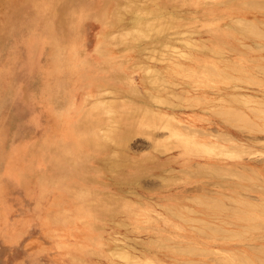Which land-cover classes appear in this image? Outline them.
Masks as SVG:
<instances>
[{
    "label": "rangeland",
    "instance_id": "374dc122",
    "mask_svg": "<svg viewBox=\"0 0 264 264\" xmlns=\"http://www.w3.org/2000/svg\"><path fill=\"white\" fill-rule=\"evenodd\" d=\"M104 1L84 0L81 4L87 6V9L77 10L76 6L59 2V0H0V22L4 18L7 20V36L15 32L13 34L14 40L10 42H13L17 47L16 51L19 52L21 46L26 42L27 35H33V33L43 35L50 46L51 56L47 58L45 63V79L47 78L49 82L47 87L44 84L43 88L47 90L48 84L51 82V89L49 88L51 93L45 91L47 94L44 95L41 91L37 101L44 102L47 111L46 116L52 114L46 119L47 126L45 129L55 128L58 121L64 120L65 117L68 118V114L75 115L76 111L90 109L88 108L89 105L82 107L81 102H77V99L73 101V96H70L72 91H64V87L68 88L74 84V88L85 80L96 78L99 80L106 79L110 86L119 90L123 89L128 94L145 100L155 110L165 111L171 117H175V122L180 119L181 125H189L186 130L189 129V133L193 134L196 140L202 141L199 137L203 138V126L206 125L226 128L237 136V140H228L227 136H223L219 141L224 148L212 152H208L210 148L204 147V149L203 146L201 147L202 150L196 147L186 148L178 143H170L169 146L162 148L157 143L170 142L171 135H168V130L166 128L152 129L146 126V129L150 131L149 133L137 132L119 144L113 145V143L107 142L105 148H102L95 138L94 141L99 144L98 147L96 144L92 146L90 140L91 146L89 143L84 144L83 149H79L75 153L71 152L69 156H66L69 152L57 153L54 151L59 145H67L74 149L65 140L67 135L55 132L53 135L43 138L45 131L42 117L34 118L31 121L24 120L19 124L15 123L18 126L12 131L13 139H19L18 136H22V132L32 136V139H36L37 148L35 150L38 151L37 158L40 159H37L36 167H31L28 170L27 180L23 178L18 180V177L13 174H7L1 167L2 164L0 165V186H2L0 192V264H134V262L135 264H146V262L147 264L150 262L151 264H192L191 261H195L197 264L198 262H202V264H207V262L208 264H227V261V263L223 261V254L217 253L220 251L217 250L218 248L224 247V242L231 243L225 247H230L232 251L246 252L247 250L246 253L248 254H259L253 252L248 244H252L251 239L255 236H264V228L253 231L247 227L249 231L243 233L246 230V227H243L244 224L245 226H253L260 222L263 224L264 217L258 215L246 218L247 206L244 207L245 205L243 206L242 203L232 201L231 203L215 192L233 189L227 183L231 180L253 186L250 190L257 188L264 195V181L260 177H264V132L262 133L261 130L258 131L255 128H251L255 131L247 130L248 127L242 125L241 122L234 124L223 121L221 116H218L220 114L216 113L215 110L219 106L221 107L219 109L241 108L242 113H246L252 121L256 123L262 121L260 118L257 120L256 114L253 112V108L256 106V104H252L254 102L249 101L250 103L246 102L245 104L244 102L243 104L239 99H234L233 96L244 93L264 102V72L253 67V65L264 64V59L262 60L264 38L246 37L244 32L239 29L236 31L226 28L225 23L229 22V16H246L248 19H259L264 23V7L261 9V6L250 5V3L248 5L245 2L251 0H148L139 2L141 5L145 3L144 6L152 8L154 5H160L163 9L167 8V10L164 9L165 11L175 10L176 16L177 13L180 17L182 16V20L176 21L178 26L175 29L172 27L173 29L164 31L163 37L159 35L157 38L150 39L151 41L146 40L151 45L150 47L162 50L158 49L157 51L156 49V54L162 53L160 54L162 56L153 53L154 49L152 53L155 55L148 58L142 56L136 42L127 41L120 32L118 16L113 13L116 11L113 0L108 5ZM122 1L124 2V0L120 2ZM241 2H245L247 6L244 3L239 5L238 3ZM167 3L171 4L165 6L164 4ZM174 6L175 8L172 9ZM177 31L182 32L179 35H174ZM167 37L175 40L167 39ZM184 38L191 40V43L199 48L186 46L182 41ZM177 39L178 41H176ZM6 41L7 39L0 46L5 51L7 48V46L5 47ZM160 41L169 42L174 46L171 47L172 49L164 48L165 45L161 46L162 42ZM258 43L260 44L259 47ZM245 44L250 46L246 47ZM45 45L47 44L45 43ZM218 46L219 48L215 53L210 51V48L216 47L217 49ZM181 51L192 56L195 55V57L192 59L187 57L186 60L185 56L181 55V58L179 56ZM33 54L34 56L38 54L36 46ZM156 56L159 59H156ZM164 59L165 61H163ZM25 61L24 58L23 64ZM39 61V57L34 59L32 62L34 64L33 74H25L24 76L26 83L16 101L19 102L20 108L17 111L18 120L29 116L28 109L31 106L29 102L36 99L37 89L29 86L35 83L34 74L42 70ZM201 63L205 70H203V66H198ZM232 64H235L239 69L241 68V71H245L244 73L250 77H254L255 80L239 81L237 77L232 75L233 72L235 73L232 70ZM144 65L156 67L166 76V80L170 81L169 84H147L143 78ZM166 66L172 70L169 68L167 70ZM220 66L227 67L228 76L216 78L217 76L212 75V72H206V68H219ZM10 74L9 65L3 64L0 67V88L2 87L4 92L2 94L0 90V96L5 102L10 100L7 97L10 96L8 91L11 90L14 83H20L19 79ZM31 92L34 93L31 94ZM149 93L162 97L171 93L172 95L168 97L172 103L153 101L147 95ZM190 97L196 99L187 100ZM71 102L74 107L72 106L71 110H68ZM243 106H250V109L248 110L247 107ZM105 114L101 117L107 122ZM37 119H39L40 124L35 122ZM11 128L13 129V127ZM251 134L254 135V138ZM256 136L257 140L255 139ZM16 139L13 140L14 143L18 142ZM43 146L54 152L51 154L52 156L47 155L48 160L43 156L45 150ZM110 153L113 155L111 154V156ZM105 154L108 157L105 156L101 161ZM207 157H214L221 162L246 160L257 166L255 168L257 174L254 176L252 173L245 180L239 178L238 175L235 176V174H231L233 175L231 177L230 174L205 172L201 163ZM108 159L116 162L113 161L111 164L109 161L107 163ZM196 163L199 164L196 165ZM197 166H201V168ZM166 169H172V171L169 172ZM174 169L175 171H173ZM218 183H222V185ZM201 187L206 190L204 191ZM242 192L246 194V190ZM247 193L256 196L253 192ZM211 197H220L219 199L223 201L226 208L229 205L228 210L224 209L225 211L219 212L218 210H211L212 208L208 207L206 203L198 201L208 200ZM249 200L258 201L254 197L249 198ZM99 203L106 204L107 208L100 207ZM230 207L232 209L238 207L241 211L238 210V214H235L238 217L232 215V210H229ZM244 210L245 212H242ZM169 211L173 213L170 214ZM233 218L240 219L231 221L230 219ZM206 219L215 220L225 231L230 232L220 231V233L218 231L213 234L206 228L208 226H205V231L197 229V226L198 228L200 226V220L204 223ZM229 222L234 225H230ZM240 225L242 226L240 227ZM237 232H239L238 235ZM191 236L204 240V242L210 240L209 246L207 244H192L198 248H208L204 251L207 254L204 252L198 254L200 251H195L196 248L190 252H183L178 249L180 246L188 245L184 239ZM110 241L128 250L131 255L130 260H124L118 255V257L116 255L113 257L114 255H111L108 249L111 244ZM155 241L157 243H154ZM176 244L179 246H176L179 251L176 247L174 248ZM142 252L144 254H141ZM198 255L202 256L199 257ZM211 257L217 262L214 263L216 260H210ZM261 257L264 258V255L261 254ZM235 260L237 261V259Z\"/></svg>",
    "mask_w": 264,
    "mask_h": 264
},
{
    "label": "bare ground",
    "instance_id": "6f19581e",
    "mask_svg": "<svg viewBox=\"0 0 264 264\" xmlns=\"http://www.w3.org/2000/svg\"><path fill=\"white\" fill-rule=\"evenodd\" d=\"M83 1L84 0H59V2H65L67 4H71V5L76 6L77 10H79V9H87L86 8L87 6L85 7V6H83L81 4ZM110 1H112V0H105L104 3L106 5H108V3ZM120 1L121 0H113V2L115 4V7H116V9H115L116 11H113V13L118 16L117 17L118 18V26L121 29L120 32H122V35L126 38L127 41L128 40L129 41L132 40L133 42H136V46L137 45L139 46L138 50H140L139 51L140 53L142 52V56H147L148 58L149 57L150 58L153 57L157 53L156 49L158 51L159 48L155 49L153 47H150L151 45L148 42H146V40L147 39L150 40V39H153L155 37L157 38L159 35H160V37H163L164 35L162 33L164 31L169 30L172 27L175 29V27L178 26L176 21L179 20V19L182 20V18H181L182 16L180 17L179 13H177V16H178L177 17L175 10H172L173 11L172 12L169 9V11L167 12V11L164 10L166 7L163 9L160 5H154V7L152 8L150 6H144L145 3H144V5L139 4V2H144V1L146 2L148 0H139V1H137V0H124V2L123 1L120 2ZM245 2L248 5L250 3V5H257L258 7L261 6L260 7L261 9H263L262 7H264V0H258V1L251 0L249 2H247V1H245ZM245 2H241V3H238V4L239 5H241L242 3L245 4ZM170 4L171 3H167V4H164V5L166 6V5H170ZM247 4H245V5L247 6ZM112 8H114V7L112 6ZM173 8H175V6L172 7V9ZM71 10H73V9H71ZM166 10H167V8H166ZM61 11H63V10H61ZM256 20L257 19H255V20L248 19L246 16H229L228 17V21L229 22L225 23V27L226 28H230V29H235L236 31L239 29V30H241V32H244V35L246 37H249V36L251 37L252 36V37H255V38L258 37V38L262 39V38H264V23H262V21H260L259 19L257 21ZM7 23L8 22H7V20H5V18H4V20H2L0 22V25H1V27H0L1 28L0 29V46L2 45L1 43L5 39H7V41H6L7 43L5 44V47L7 46L6 51L4 49L2 50L1 47H0V67L3 64L4 65L7 64V66L9 65L10 72H11L10 75H12V77H14V78L19 79L20 83L19 84H15L14 83L13 87L11 88V90L8 91V95H10V96H7V97L10 98V100H7L8 102L7 101L6 102L3 101L4 99H2V97L0 96V165L2 164L1 167L3 168L4 172H6L7 174H13L14 176L18 177V180H22V178L24 180H27L26 179V175L28 173V170L31 167H36V165L38 164V160L40 158L39 159L37 158L39 153H38V151L35 150L37 148L36 139H32L33 137L32 136H28L26 134V132H22L23 133L22 136H18L17 135L19 137V139L15 138L16 140H18V142L14 143L13 140H15V139H13L11 134H12V131L14 129H16V127L18 126V125H15V123L19 124V123H22L24 120H30L31 121V120H34V118H37V117H42L43 118V127H44V131H45L44 135H43V138H45V137L47 138L48 136L53 135L55 132H60L62 134H66L67 135L65 140L68 143H70V145L74 149H71V147H69L67 145H66L67 148L64 145H59V146H57L55 148V151H54V152H57V153L69 152V154L66 155V156H69L71 154V152L75 153L77 150L83 149L84 144L89 143V145H90V140L92 142V146L94 144H96L97 147H98V145L100 144L102 148H105L107 146V142H109V143L111 142V143H113V145L115 143L119 144V142H122V141H125L126 139H129L133 134H135L137 132L149 133L150 131H148V129H146V126L152 128V129L153 128L154 129L166 128L168 130V133H169L168 135H171L170 142L165 141V142H162V143H157L162 148H165L166 146H169L170 143H178L179 145H182L183 147H186V148H193V147L201 148L203 146V148L204 147L205 148H210L209 149L210 151H208V149H206V150L208 152H212V151H219V149L224 148L222 146L223 144L219 141V139L220 138L222 139L223 136H227L228 138L227 137H224V138L225 139L227 138L228 140L229 139L232 140V141L237 140V136H235L232 132L228 131L226 128H222L220 126L210 127V126H207V125L203 126V133H202L203 134V138L199 137L202 141L196 140L195 136L193 134L189 133V131H188L189 129L186 130V128H189V125H184V124L181 125L180 124V121H181L180 119H177L176 120L177 122H175L174 121L175 117H171L170 114L166 113L165 111L155 110V109H153V107L151 105H148L147 102H145V100L137 98V96L130 95L123 89L119 90L118 88H114V87L110 86L109 82H107L106 79L99 80V79H96V78H93V79L91 78L90 80H85V82H82L81 84H77L78 86L76 85L74 88H73L74 84L69 86L68 88L66 86L64 87V89H65L64 91H69V92L72 91L70 96L71 97L73 96V99H74L73 101H76L75 99H77V102L78 101L81 102L82 107L89 105L88 108H90V109H87V108L85 110L81 109L78 112L76 111L75 115L68 114V118L65 117L64 120L58 121L56 123L57 125H56L55 128H53V129H49V128L45 129V126H47V120L46 119L51 117L52 114L46 116L47 115V111H46V106H45L44 102L43 101L37 102V101L39 100V94H40L41 91H43L42 93L44 95L47 94V93H45V91H48V93H51L50 92V89H51L50 83L51 82L48 84L47 90H45V88H43L44 84H45V87H47V83L49 82L47 78L45 79V74H46L45 73V69H46L45 68V63H46L47 58H49L51 56V54H50V46L48 45V42L45 40V37L43 35L34 34L33 33V35H27L26 42L21 46L19 52L16 51L17 47L14 45L13 42H10L11 40H14L15 36H13V34L15 32H13L12 34L10 33V35L7 36V30H6V27H7L6 24ZM261 24H263V25H261ZM112 28L115 29L114 27H112ZM12 31H13V29H12ZM180 32H182V31H179V32L177 31L174 35H177V34L179 35ZM186 32H184V33H186ZM171 33H170V35H171ZM188 33H189V31H188ZM182 35H183V33H182ZM102 37H104V36H102ZM167 39L175 40L174 38H171V37L170 38L167 37ZM159 40H160V38H159ZM155 41H158V40H155ZM176 41H178V39ZM182 41H183V43L186 46H189V47L192 46V48L196 47L197 49L199 48L198 46H194V43L192 44L191 40H189L187 38L186 39L185 38L182 39ZM44 42L47 45H45ZM133 42H132V44H134ZM160 42H162V41H160ZM127 44H129V42ZM163 45H165V46H163ZM241 45L243 46L244 44H241ZM259 45L260 44L258 43V47H259ZM35 46L37 47V52H38L37 56H34V54H33V50H34ZM161 46H163L164 48L165 47L166 48L167 47L171 48L174 45H171L169 42H165L164 41V42L161 43ZM245 46H246V44H245ZM248 46H250V45H247L246 47H248ZM158 47H160V46H158ZM260 47H261V50L264 48V47L262 48V45ZM160 48H162V47H160ZM218 48H219V46L217 47V49H216V47H213L212 49L210 48V51L215 53L218 50ZM154 49H155V51H154ZM207 49H208V47H207ZM257 49H259V48H257ZM159 50L162 51L161 49H159ZM152 51H154L153 53H155V54H153ZM48 52H49V54H48ZM219 52H217V53H219ZM34 53H36V52H34ZM167 53H168V51H167ZM167 53H166V55H167ZM180 53H182V51L179 52V56H181V55L185 56L186 60H187V57H188V59L189 58L192 59V57H195V55L192 56L189 53L186 54V52H183L182 54H180ZM160 54H162V53H159V54H156V55L162 56ZM219 55H220V53H219ZM38 57L40 58L39 65H42V70H40V72L34 74L35 83L33 85L29 86V87H35L37 89V92H36V95H35L36 99L33 100L32 102L31 101L29 102L31 104L30 109H28L29 110V116H26L22 120H18L17 111L20 108H19V102H16V101L19 99V97L21 95V90H22V88H24V86H25L24 84L26 83L24 76H25V74H29V75L33 74L32 69L34 67V64L32 62H33L34 59H38ZM263 57H262V60L264 59ZM24 58H25L26 61L23 64ZM155 58L157 59L158 57L156 56ZM181 58H182V56H181ZM163 61H165V59ZM139 63H141V62H139ZM139 65L143 66L142 64H139ZM198 66L201 67L203 65L201 63V65L199 64ZM166 67H167L166 69L168 70L169 67L168 66H166ZM253 67H255L259 71L264 72V64L253 65ZM211 68H206V72H208V71L212 72V75H216L217 76L216 78L224 77V75L228 76V74H229V73H227V71H226L227 67L225 68V66H220L219 68H216V67H214V68L211 67ZM169 69H171V68H169ZM203 70H205V67L203 68ZM232 70L235 71V73L233 72L232 75L237 77V79H239V81H242V80H244V81H247V80L248 81L249 80L254 81L255 80L254 77H250L248 74L244 73L245 71L242 72L241 68L239 69L235 64H232ZM165 72H167V71H165ZM143 78L147 82V84H151V85H159V84L160 85L161 84L165 85V83L169 84V82H170V81L166 80V76L161 71H159L156 67H152V65H150V66H145L144 65ZM255 83H257V82H255ZM133 85H134V83H133ZM164 85H162V86H164ZM154 87H156V86H154ZM7 88L10 89V87H7ZM237 88H240V87H237ZM0 90H1V92L3 94L4 91H3L2 87L0 88ZM143 90H145V89H143ZM146 91H148V90H146ZM256 91H258V90H256ZM33 93L34 92H31V94H33ZM147 95H149L150 99H152L153 101L157 100V101L163 102V103H168V104L172 103L170 101L171 99H169V97H168V96L172 95L171 93H169L168 96H166V97L158 96V95H156L154 93H152V94L149 93ZM27 96H28V93H27ZM176 96H178V95H176ZM64 97H67V96H64ZM233 97H234V99H237V100L239 99L243 104H244V102L246 104V102H249V101L254 102L252 104L253 105L256 104V106L253 108V112H254V114H256L257 120H258V118H260V119H262V121H260L259 123H256V122L252 121L251 118H249L246 115V113H244V112L242 113V111L240 110L241 108L240 109H236L234 107L233 108L232 107H227V109L224 107L225 109H219V108H221L219 106L218 109L215 108L216 109L215 112L220 114L218 116H221L223 121H226V122L229 121V122L234 123V124L237 123V122H241V123H243L242 125L248 127L247 130H249V129L252 130L251 128H253V129L255 128V129H258V131L261 130V132L263 133L264 132V102L259 101L258 99H254L252 97H249V95H246L244 93L243 94H239V95L235 94ZM255 97H257V96H255ZM229 98H232V97H229ZM47 99H48V97H47ZM193 99H196V98L195 97L194 98L190 97L187 100H192L193 101ZM148 100H149V98H148ZM46 103H47V101H46ZM152 103H154V102H152ZM72 104L73 103L71 102L70 106L68 107V110H71V107L73 106ZM156 105H158V104H156ZM221 106H223V105H221ZM243 107H245V108L247 107L248 110L250 109V106L249 107L248 106H243ZM238 110H240V111L238 112ZM250 112H252V111H250ZM104 113H106L105 115L107 117V122H105L103 120V118L101 117ZM35 122L39 123V119H37ZM234 126H236V125H234ZM11 127H13V129ZM192 130L193 129L191 128V131ZM194 130L197 131V129H195V128H194ZM252 131H255V130H252ZM199 132H200V129H199ZM214 132H218V133H214ZM197 133H198V131H197ZM151 134H152V132H151ZM214 134H216V135H214ZM95 136H97V137H95ZM252 136H253L252 138H254V135H252ZM95 138H97V140H98L97 142L99 144L94 141ZM249 138H251V137H249ZM255 139L257 140V136H256ZM39 141H41V140L39 139ZM101 141H103L104 143H102ZM45 142H46V140H45ZM43 144H45V143H43ZM240 146H244V145H240ZM40 147H42V146H40ZM49 147H50V145H49ZM125 147H126V145H125ZM44 148H45V150H44L43 156L46 159H47V155L52 156L51 154H54V152L51 149H46V147H44ZM69 148H70V150H69ZM66 149H68V150H66ZM114 153L115 152H113V154ZM111 154L112 153H110V155ZM210 154H213V153H210ZM105 156L108 157V155L105 154L101 161H103ZM234 157H236V156H234ZM113 158H115V157H113ZM109 161H110V159H108L107 163H109ZM113 161H110V163L113 162ZM114 162H116V161H114ZM199 163H201V162H199ZM199 163H196V165L199 164ZM111 164H113V163H111ZM193 164H191L192 167H193ZM201 166H202V169L205 172L222 173V175H223V173H224V175H229L230 174L231 177L233 176L231 174H235V176L238 175L239 178L245 179V180H247L251 176L250 174L254 173V176H255V174H257L255 172L256 171L255 168L257 166L254 165L251 162L246 161V160H240V161L236 160V161H230V162L223 161V162H221V161H219L218 159H216L214 157H207V158H205L203 160V162L201 163ZM201 166L200 167L197 166V167L201 168ZM115 167H116V165H115ZM167 170L168 169H166V171ZM176 170L178 171V169H176ZM196 170L198 171L199 169H196ZM257 170H259V169H257ZM31 171L34 172L35 170H31ZM168 171L170 172V171H172V169L168 170ZM173 171H175V169ZM180 171H182V170H180ZM246 172H248V173H246ZM36 175H37V173H36ZM260 177H261V180L264 181V177L263 176H260ZM235 178H237V177H235ZM149 183H151V182H149ZM153 183L155 184V182H153ZM227 183H228L229 187H232L233 189L229 188L227 191H220V192L218 191V192H215V193L216 194H220L221 197H224L225 199H228L230 202L232 201V202L242 203L243 206L245 205L244 207L247 206L248 207V212H246V214H247L246 218H250L251 216H258V215L264 217V195H263L262 192L257 190V188H254L253 190H250V188H253V186H249V185L241 183V182H233V181L230 180V182H227ZM218 184L222 185V183H218ZM257 186H259V185H257ZM1 187L2 186H0V192H1V189H2ZM195 188H194V190H195ZM201 188L203 189V187H201ZM192 189H193V187H192ZM203 190L205 191L206 189H203ZM243 190H246V194L244 193L245 191L242 192ZM207 192L209 193V191H207ZM247 192H253L254 194H256V196H254V195L251 196ZM196 197H199V196H196ZM212 197L209 198L208 200L202 199V200H198V201H201V203H204V204L206 203L208 207L212 208L211 210H213V209L214 210H218V212L219 211H225L224 209L228 210L229 205H227V208H226V206L224 205L223 201L221 199H219L220 197L219 198H212ZM252 197H254V199H257L258 201L254 202V201L249 200V198L252 199ZM193 198H195V197H193ZM104 201L106 202L105 199H104ZM114 203H115V201H114ZM120 203H122V202H120ZM101 204L102 203H99L100 207H105L104 209L107 208L106 204H102V205ZM183 206H185V205H183ZM230 208L231 209H229V210H232V215L235 216V217H238L237 215H235V214H238L237 213L238 210H239L238 207H236L237 209L236 208L232 209V207H230ZM104 209H102V210H104ZM200 210H202V209L200 208ZM76 212H77V210H76ZM242 212H245V210L242 211ZM169 213L171 214L173 212L169 211ZM211 215H213V214H211ZM197 217H198V215H197ZM240 218H233V219H230V220L231 221H236V220H238ZM184 220H186V219H184ZM245 220H247V219H245ZM226 222H227V220H226ZM231 224L234 225L233 223H230V225ZM141 226H143V225H141ZM205 226H208L206 228L208 230H210V232H212L213 234L217 233L218 231L219 232L220 231L221 232L225 231L223 227L219 226L215 222V220H212V219H206V220H204V223L201 222V220H200V226H199V228L197 226V229H199L201 231H205L206 230ZM241 226L242 225H240V227ZM89 227H91V226H89ZM245 227H246V230H244L243 233L244 232H248L249 231L248 228L249 229L251 228V230H253V231L254 230H260V228H264V223L262 224V222H260V223L254 224L253 226H250V225L249 226L248 225L245 226V224H244L243 228H245ZM227 232L229 233L230 231H227ZM238 234H239V232H237V235ZM203 236H205V235H203ZM208 236H210V235H208ZM224 237H225V235H224ZM238 239H240V238H238ZM184 242L188 243V245L179 247L178 244H176L174 246V248L176 246H178L179 248L176 247V249L178 248L179 250H181L183 252H190V251H193V248H196L194 250L195 251L196 250L200 251V253H198V254H201V252H204V251L208 250V248H202L201 246H200L201 248H198L197 246L196 247L192 246V244L193 245H198V244L199 245L200 244H207L208 245L210 240L207 241V242H204V240H199V239H197V237L191 236V237L185 238ZM110 243H111V241H110ZM154 243H157V241H155ZM251 243L252 244L249 243L248 246L250 248H252L253 252L255 251V252L259 253V254H256V253L253 254L252 253L253 255H251V254L246 253L247 250H246V252H240V250L239 251H237V250L236 251H232L230 247H225V246H229L231 244V243H228V242H226V243L224 242L223 243L224 247L218 248L217 250H220V251H217V253L223 254V257H224L223 261L225 263L228 262L230 264H264V258L261 257V254L264 255V236L263 235L255 236L254 238L251 239ZM117 245L115 243H113V242L110 244V246L108 245L109 246L108 249L111 252V255H114L113 257H116L117 255L119 257L121 256V257H123L124 260L129 259V257L131 256L129 251L126 250L123 246H121V245L117 246ZM125 246H126V244H125ZM127 247H128V245H127ZM130 248H132V246ZM127 249H129V248H127ZM92 251H94V250H92ZM141 254H144V252H142ZM195 254L197 255V253H195ZM204 254H207V252L206 253L204 252ZM111 255H110V257H112ZM98 256H100V255H98ZM172 256H176V255H172ZM200 256H202V255H200ZM208 257H210V256H208ZM177 258H178V256H177ZM211 258H210V260H214V258H212V259ZM235 259H237L238 262ZM188 261H190V260H188ZM188 261H186V262H188ZM199 261H201V260H199ZM193 262L191 261L190 263L197 264V263H195V261H193ZM216 262H217V260L214 263H216ZM199 263L200 262H198V264ZM134 264H135V262H134ZM146 264H147V262H146ZM150 264H151V262H150ZM182 264H184V263H182ZM200 264H202V262ZM207 264H208V262H207Z\"/></svg>",
    "mask_w": 264,
    "mask_h": 264
}]
</instances>
